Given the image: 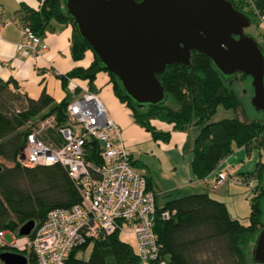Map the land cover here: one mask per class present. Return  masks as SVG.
<instances>
[{
  "label": "trees",
  "instance_id": "1",
  "mask_svg": "<svg viewBox=\"0 0 264 264\" xmlns=\"http://www.w3.org/2000/svg\"><path fill=\"white\" fill-rule=\"evenodd\" d=\"M231 1L251 20L256 18V21L264 22L261 19L264 0ZM16 17L41 37L46 30L70 23L72 57L81 59L90 49L93 58L87 66H75L65 73H56L63 87L67 88L69 78L80 77L88 79L87 87L95 90L96 73L106 71L114 94L127 104L135 122L150 131L154 139L166 141L170 133L155 128L151 118L172 122L173 128L180 130H186V123L196 118L194 124L198 130L192 140L191 159L196 177H206L236 146L264 147V117L211 119L219 104L233 109L244 106L235 79H224L207 55L193 50L189 66L167 63L164 71L157 73L167 98L178 103L177 107H170L166 101L139 106L125 94L116 75L103 65L88 42L79 35L63 0H40L37 9L21 3ZM240 74L239 79L243 82L250 79L248 74ZM246 85L252 94L250 82ZM18 86L12 77H0V231L11 229L17 233L26 220L34 219V226H37L44 221L49 209L69 207L81 199L75 182L61 164L23 166L16 158L29 130V127H22L35 117L47 115H54L58 124L65 123L71 97L67 95L56 101L45 88L38 97H31L19 91ZM52 133V129H47L44 136L49 137ZM92 143L87 157L95 160L97 144ZM241 173L246 178L255 176L258 179L257 185L251 188L254 195L250 201L248 225L232 217L226 203L208 191L190 192L167 200L162 207L156 206L154 230L159 243L156 258L142 259L131 244L120 238L121 232L115 230L100 232L97 237L73 247L65 264H216L219 247L224 249L232 264H259L251 259V247L256 233L264 226V163H257L253 170ZM146 180L150 189L147 177ZM164 209L171 211L168 218L161 216ZM89 244L92 247L88 255H78L85 252ZM2 250L15 251L6 243L0 246ZM22 253L28 258L27 264H37L31 248ZM0 264L5 263L0 260Z\"/></svg>",
  "mask_w": 264,
  "mask_h": 264
},
{
  "label": "built area",
  "instance_id": "2",
  "mask_svg": "<svg viewBox=\"0 0 264 264\" xmlns=\"http://www.w3.org/2000/svg\"><path fill=\"white\" fill-rule=\"evenodd\" d=\"M20 30L18 53L37 56L47 49L45 39L29 26L22 25ZM67 88L73 94L67 104L66 122L56 124L52 115L38 127L29 128L16 158L23 166L61 164L75 182L81 199L69 207L49 209L31 234L20 235L6 229L0 231V237L9 233L11 241L4 242L15 251L31 248L37 264H65L73 247L100 232L119 230L134 234L136 251L142 259L156 258L159 243L154 230L155 194L147 188L144 172L132 164L121 126L108 115L95 91L72 77ZM44 126L52 128L49 137L44 136ZM93 141L97 144L95 160L87 157ZM229 168L228 163L219 165L215 174L209 176L212 190L224 185ZM170 214L169 209L161 211L162 218Z\"/></svg>",
  "mask_w": 264,
  "mask_h": 264
},
{
  "label": "water",
  "instance_id": "3",
  "mask_svg": "<svg viewBox=\"0 0 264 264\" xmlns=\"http://www.w3.org/2000/svg\"><path fill=\"white\" fill-rule=\"evenodd\" d=\"M79 35L118 78L136 104H158L167 92L158 79L167 63L190 64L193 50L207 55L224 79L250 76L251 104L264 111V45L247 29L250 16L231 0H63ZM264 216V214H263ZM28 219L18 228L29 234ZM251 259L264 264V226ZM5 264H27L19 251L2 250Z\"/></svg>",
  "mask_w": 264,
  "mask_h": 264
},
{
  "label": "crops",
  "instance_id": "4",
  "mask_svg": "<svg viewBox=\"0 0 264 264\" xmlns=\"http://www.w3.org/2000/svg\"><path fill=\"white\" fill-rule=\"evenodd\" d=\"M21 3L37 9L40 0H0V77H12L18 82L19 91L31 97H38L43 88L56 101L67 95L71 97L73 93L63 87L56 73H65L75 66H87L93 58L92 51L87 49L81 59L72 57V25L67 23L55 30L45 31L43 38L48 47L41 54L31 56L18 53L16 43L21 39L22 24L16 17V10ZM72 78L81 86H88V79ZM93 82V91L100 97L108 115L122 128L123 140L131 151L133 165L146 174L157 207L164 206L171 198L196 191H208L227 205V197L231 198L236 188L247 193V188L257 185L258 179L255 176L246 178L241 172L251 171L257 163H264V147L247 149L243 145L236 146L222 160L220 165H230L229 176L219 190L221 195L217 197L209 189V176L215 170L204 178H198L192 172V140L196 133L175 129L172 122L151 118L150 122L155 128L170 133L166 141L154 139L150 131L135 122L127 104L114 94L106 71H98ZM9 85L13 87L11 82ZM227 208L230 213L228 205Z\"/></svg>",
  "mask_w": 264,
  "mask_h": 264
},
{
  "label": "rangeland",
  "instance_id": "5",
  "mask_svg": "<svg viewBox=\"0 0 264 264\" xmlns=\"http://www.w3.org/2000/svg\"><path fill=\"white\" fill-rule=\"evenodd\" d=\"M247 29L249 31H251V33L254 35V37H256L260 41V43H262V44L264 43V22L260 21L259 19L256 21V18H254L252 20L251 25L249 27H247ZM240 75L241 74L238 73V75L236 77H233L232 79H235L236 84L238 86L237 89H240V93H241L242 99H243L244 108H242L240 106H238L236 109L225 108L222 104H219L216 107V111L213 114V116L211 117V119L217 120V119H220L223 117H233V116H238L240 119H248V118L257 117V116L264 117V111H260V110L255 109L254 106L251 104V101H250L251 91H250V89L247 90V88H246L247 87L246 84L247 83L249 84L250 79H246V83H245V80L243 82V80L239 79ZM246 90L248 92H250V95L248 94V92L246 94ZM166 103L170 107H173V108L178 106V103H176L172 98H167ZM53 117H54L55 123L57 124V121H56L54 115H53ZM48 118H52V115H49V116L47 115L45 117H35V118L31 119L22 128L26 129L28 127L29 128L38 127V124L40 125L41 121L48 119ZM195 121H196V118H194V120L186 123V127H187L186 129L189 130L191 133L194 132V134L198 130V126L196 124H194ZM77 127H79L78 124H77ZM47 129H52V128L48 127V126H44L43 127V133H46ZM194 134H193V136H194ZM224 159H222V160H224ZM222 160H221V162H222ZM221 162L214 169H212L210 172L217 169V167L221 164ZM8 163H10V162H8ZM233 184H234V182H233ZM242 187H244V186H242ZM209 189L211 190L210 192L212 195H215L217 197H219L221 195V193L219 194V192H220L219 190L221 188L217 189V191H214L210 188V185H209ZM236 189L234 190V194L231 195V198L227 197V201H226L227 205L229 206L230 215L232 217L237 218L242 224L248 225L250 222V218H249L250 201H251L254 193H253V190L251 188H247V190H246L247 193H244V190L241 192V190H236ZM244 189H246V187H244ZM119 236L122 240L131 244V246L134 248V250L136 249V238H135L133 233L121 232L119 234ZM4 241H6V242L11 241V235L9 233H6L4 236L0 237V246L5 243ZM91 245L92 244H89L86 251L83 253L79 252L78 255L87 256L91 247H92ZM225 253L226 252L224 251V249L219 247V249L216 251L217 255L215 256L216 264H232L231 261L229 260V258L227 259V255H225Z\"/></svg>",
  "mask_w": 264,
  "mask_h": 264
}]
</instances>
